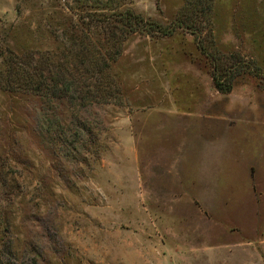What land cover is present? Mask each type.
Instances as JSON below:
<instances>
[{
    "label": "rangeland",
    "instance_id": "374dc122",
    "mask_svg": "<svg viewBox=\"0 0 264 264\" xmlns=\"http://www.w3.org/2000/svg\"><path fill=\"white\" fill-rule=\"evenodd\" d=\"M183 3H110L172 30L125 41L120 102L0 86V264H264V0H214L200 36ZM67 4L0 0V66L60 62Z\"/></svg>",
    "mask_w": 264,
    "mask_h": 264
},
{
    "label": "trees",
    "instance_id": "16d2710c",
    "mask_svg": "<svg viewBox=\"0 0 264 264\" xmlns=\"http://www.w3.org/2000/svg\"><path fill=\"white\" fill-rule=\"evenodd\" d=\"M67 4L70 14L68 29L72 34L66 37L71 48L64 51L60 62L51 61L33 64V55H19L11 52L7 65L0 66V86L6 91H30L39 95H57L69 103L81 97L99 103H117L121 96L116 93L117 84L112 73V64L118 60L125 41L136 33L156 35L171 33L155 20L145 18L131 8L114 7V0H72ZM119 1L120 0H116ZM214 0H183L178 15V25H185L195 34L203 32L202 22H209ZM61 5V4H60ZM77 8H74V7ZM198 22H200L198 24ZM103 35V43L94 41L98 34ZM213 68L212 78L218 90L227 92L232 87V76L222 80Z\"/></svg>",
    "mask_w": 264,
    "mask_h": 264
}]
</instances>
